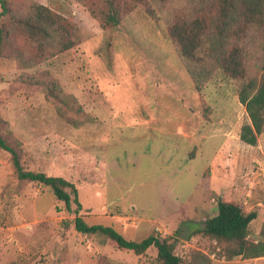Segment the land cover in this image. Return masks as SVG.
I'll return each instance as SVG.
<instances>
[{
	"label": "rangeland",
	"instance_id": "obj_1",
	"mask_svg": "<svg viewBox=\"0 0 264 264\" xmlns=\"http://www.w3.org/2000/svg\"><path fill=\"white\" fill-rule=\"evenodd\" d=\"M214 1L4 0L0 135L24 170L71 183L80 209L17 180L0 149V264H158L152 247L134 256L76 232L75 217L126 240L169 237L180 264H264L196 233L221 200L256 213L248 241L264 235V125L254 146L239 141L240 81L170 36ZM251 29L242 59L258 80L264 8Z\"/></svg>",
	"mask_w": 264,
	"mask_h": 264
},
{
	"label": "trees",
	"instance_id": "obj_2",
	"mask_svg": "<svg viewBox=\"0 0 264 264\" xmlns=\"http://www.w3.org/2000/svg\"><path fill=\"white\" fill-rule=\"evenodd\" d=\"M263 8L264 0H216L210 2L209 11L205 15L186 20L184 26L172 27L170 35L184 58H192L198 49L205 47L208 58L212 59L224 74L240 81L237 100L244 107L249 124L241 126L238 139L249 146L255 145L256 136L264 125V65L258 80L247 76L242 59L246 51L243 45L245 40L253 36L251 28L261 23ZM6 12L5 2L0 0V17ZM117 13L118 10L113 4L108 3L104 23L110 27L116 26ZM2 39L3 31L0 29V55ZM68 48L69 45L64 49ZM0 149L9 155L17 180L49 188L54 198L62 202L67 211L72 202L75 205L73 213H78L80 204L77 201L76 189L71 183L60 177L24 170L18 153L1 135ZM255 218V212L243 213L238 206L218 200L216 214L205 219L201 228L196 229V233L225 243L228 246L225 250L227 259L260 258L264 256V235L262 240L255 243L246 239L248 226ZM73 228L83 235L102 236L116 249L130 252L134 256L142 255L152 247L156 252L155 261L158 264H180L179 258L173 254L175 240L169 237L159 238L151 234L139 241L126 240L111 227L87 225L80 217L73 219Z\"/></svg>",
	"mask_w": 264,
	"mask_h": 264
}]
</instances>
